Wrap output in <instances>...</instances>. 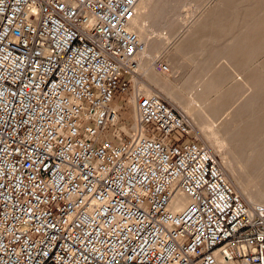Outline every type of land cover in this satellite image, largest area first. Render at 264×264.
<instances>
[{"label":"built area","instance_id":"obj_1","mask_svg":"<svg viewBox=\"0 0 264 264\" xmlns=\"http://www.w3.org/2000/svg\"><path fill=\"white\" fill-rule=\"evenodd\" d=\"M138 2L0 0V264H264V205L133 79Z\"/></svg>","mask_w":264,"mask_h":264},{"label":"bare ground","instance_id":"obj_2","mask_svg":"<svg viewBox=\"0 0 264 264\" xmlns=\"http://www.w3.org/2000/svg\"><path fill=\"white\" fill-rule=\"evenodd\" d=\"M187 2L139 0L129 28L138 34L144 50L133 79L145 93L157 92L177 101L186 112L191 104L180 100L178 88L189 92L192 101H199L192 115L205 128L217 129L230 141L233 161L242 170L245 184L254 187L248 201L252 206L264 205V89H260L264 65L243 76L236 86L222 89L224 81L243 66L244 59L264 47V6L258 0H196L199 15L184 22L179 9ZM156 23L167 32L164 39L152 35L158 30ZM166 44L173 46L174 53L168 60L171 69L183 71L178 80L156 72L151 63ZM244 91L247 94L241 98ZM236 99L227 116L214 126Z\"/></svg>","mask_w":264,"mask_h":264},{"label":"rangeland","instance_id":"obj_3","mask_svg":"<svg viewBox=\"0 0 264 264\" xmlns=\"http://www.w3.org/2000/svg\"><path fill=\"white\" fill-rule=\"evenodd\" d=\"M258 1H259V4L262 5V7H263L264 6V0H258ZM179 11L181 14L180 17H181L182 21L185 22L187 20L191 21L194 17H197V15H199L200 9H198V5H196V0H188V2L185 3V5H182V7L179 9ZM147 23L150 24V21H147ZM157 26H159V25L158 24L156 25V28L158 30H156V29H155V31L153 30L154 32H152V35L153 36H160L162 39H164V36L167 35V32L164 29H159V27H157ZM148 30L152 31V29H150V28ZM167 44H168V41H167ZM167 44L160 51H158L154 54V56L151 59V63H153L154 61H157V60L162 61L163 63L165 62L169 68L168 72L158 71L154 68L155 71L160 73L163 76L164 75L169 76L172 80H178V78L181 76L183 71L177 69V72H176V69H174V71L171 69V66H170V63L168 60L171 59V56L173 55L174 52L172 50L173 46H170V45L168 46ZM263 65H264V47L262 49L256 51V52H253L250 56H247L244 59L243 66H240L236 70L237 72L230 75V77H228L226 79V81H224V85L222 84V86H223L222 89L224 90V89L230 88L232 86H236L237 84H239L240 81L243 80L244 77H247L250 72L255 71L256 69H258V67H260V69H261ZM171 71H173V72H171ZM262 77H263L262 83H261L262 86L260 89H262V88L264 89V87H263L264 86V83H263L264 82V75L263 74H262ZM263 91L261 90L262 101L264 104V100H263L264 99L263 98L264 92ZM177 94L179 95L180 100H183L185 102L188 100L190 102L191 105L188 106L189 108L187 109L189 112H186L183 109H181V106L179 105V103L177 101L175 102L173 100H170L163 95H162V97L165 98L168 102H170V104H172L176 109L182 111L185 115L188 116V118L190 119V121L193 125L195 135L200 139V141L203 144H205L207 146V148L210 150V152L217 158L220 166L222 167V169L224 171V174H225L227 180L232 184V186L234 187L236 192L246 202L250 203L247 199V195L250 194V192L252 193L254 191V187L245 184V182H244L245 177L243 176L242 170L233 161V149H232V146L230 144V141L227 140L224 137V135L220 134L217 129L210 128V127L205 128V125H202L200 123L199 119H197L196 117H194V115H192L191 111H192L193 107H197V105H198L197 103H199V101L197 102L196 99H193V101L195 100L193 103V101L189 97V95H190L189 92H186L184 90H180L178 88ZM246 94H247V91H244L241 98ZM237 101H238V99H236L232 103V105L227 110H225L223 112V114L217 120L214 121V123H213L214 126H216L221 121V119H223L224 117L227 116V114L230 112V110L233 108V106L235 105V103ZM115 102L117 104L123 105V108L120 111L122 123L127 124V125L130 124L132 122L131 107L126 106L124 99L116 98ZM204 132H207L208 135L205 136ZM242 188H244V190ZM181 203H185V200L184 199L181 200ZM261 205H263V204L261 203Z\"/></svg>","mask_w":264,"mask_h":264}]
</instances>
